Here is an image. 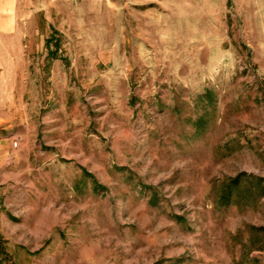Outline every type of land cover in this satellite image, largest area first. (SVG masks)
Segmentation results:
<instances>
[{"label":"rangeland","instance_id":"1","mask_svg":"<svg viewBox=\"0 0 264 264\" xmlns=\"http://www.w3.org/2000/svg\"><path fill=\"white\" fill-rule=\"evenodd\" d=\"M0 264H264V0H0Z\"/></svg>","mask_w":264,"mask_h":264},{"label":"trees","instance_id":"2","mask_svg":"<svg viewBox=\"0 0 264 264\" xmlns=\"http://www.w3.org/2000/svg\"><path fill=\"white\" fill-rule=\"evenodd\" d=\"M53 40V37L46 40V47L49 48L50 42Z\"/></svg>","mask_w":264,"mask_h":264}]
</instances>
